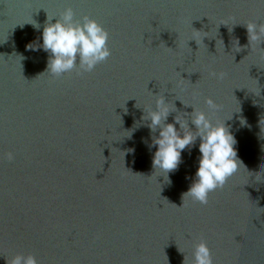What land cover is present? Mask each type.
Wrapping results in <instances>:
<instances>
[{"label": "water", "instance_id": "1", "mask_svg": "<svg viewBox=\"0 0 264 264\" xmlns=\"http://www.w3.org/2000/svg\"><path fill=\"white\" fill-rule=\"evenodd\" d=\"M66 7L107 31L111 55L52 76L25 46ZM249 22L264 24V0H0V264H193L200 242L212 264H264V41L248 46ZM153 94L221 106L241 165L206 204L182 198L199 138L168 185L148 128L127 137Z\"/></svg>", "mask_w": 264, "mask_h": 264}, {"label": "clouds", "instance_id": "2", "mask_svg": "<svg viewBox=\"0 0 264 264\" xmlns=\"http://www.w3.org/2000/svg\"><path fill=\"white\" fill-rule=\"evenodd\" d=\"M53 18L55 22H52ZM28 23H31L34 29H40V25L34 21ZM245 27L248 46L252 42L264 41L262 39L264 24L249 22ZM39 40L38 44L30 42L25 48L31 51H43L46 54L45 72L52 76H61L77 67L82 72H90L98 63L105 61L111 55L107 31L87 16L75 20L74 12L70 7L63 9L59 16L46 15ZM210 75L222 80L225 73L211 72ZM153 96H156L153 105L142 109L140 122L134 121L127 137L131 139L132 132L141 126L148 128L150 142L146 146L150 150L155 148L151 154L152 169L159 171L161 175L157 176L163 177L164 183L168 185H171L169 173L175 172L182 163L181 153L187 149L190 154L191 147L199 138L197 166L182 198L188 197L200 204H206L208 194L223 187L226 180L241 165L235 148L236 139L230 128L225 125L226 119L219 122L212 119V114L219 111L221 106L213 99L205 98L204 103L207 105L208 113L192 105H184L191 107L192 111L188 113L177 110L172 100L169 103L163 94L159 96L153 94ZM239 111L238 108V111L233 112ZM170 113L175 115L172 117V122L167 123ZM238 121L240 126H246V120L242 116H238ZM189 122L192 128L189 127ZM134 151V148H128L126 153L133 154ZM4 155L8 161L14 159L12 152H6ZM192 258L193 264H212L210 251L204 242L194 245ZM9 264H37V262L31 254H16L10 259Z\"/></svg>", "mask_w": 264, "mask_h": 264}]
</instances>
